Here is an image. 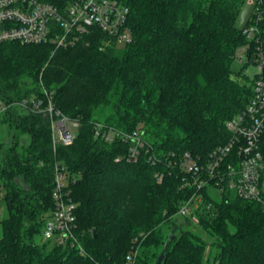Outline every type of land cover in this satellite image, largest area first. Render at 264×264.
Returning <instances> with one entry per match:
<instances>
[{
  "label": "trees",
  "instance_id": "16d2710c",
  "mask_svg": "<svg viewBox=\"0 0 264 264\" xmlns=\"http://www.w3.org/2000/svg\"><path fill=\"white\" fill-rule=\"evenodd\" d=\"M119 1L130 8L132 41L126 44L98 29L68 48L0 44V102L8 106L0 113V132L6 125L14 139L8 147L0 138V199L7 210L0 264H127L134 252L135 264H157L162 253L161 264H264L258 203L231 191L220 200L207 193L212 207L201 210L200 223L215 240L205 262L206 241L176 217L193 189L182 186L165 159L149 160L172 151L205 158L230 139L227 122L253 95L248 64L236 59L249 42L238 24L244 1ZM50 97L79 121L72 144L55 147L49 112L19 105L41 99L46 109ZM97 122L139 130L153 149L130 161L128 144L95 136ZM259 149L264 161V132ZM58 162L69 171L85 254L43 238L55 209Z\"/></svg>",
  "mask_w": 264,
  "mask_h": 264
},
{
  "label": "built area",
  "instance_id": "2783aa9c",
  "mask_svg": "<svg viewBox=\"0 0 264 264\" xmlns=\"http://www.w3.org/2000/svg\"><path fill=\"white\" fill-rule=\"evenodd\" d=\"M245 11L241 28L249 42L237 53V61L247 63L253 95L244 110L227 122L230 139L214 147L205 158L191 151H172L165 156L152 154L153 164L164 160L167 166L182 176L183 187H191L177 217L199 224L201 210L212 207L207 193L234 192L244 200L258 203L264 212V161L259 149L264 132V0H243ZM130 8L119 0H0V44L17 41L24 44L50 43L55 48L74 47L95 30L117 38L118 43L132 41L127 25ZM242 51V53H239ZM41 99H24L19 105L32 112H49L52 120V140L58 144H72L79 121L57 109L50 97L46 109ZM8 106L0 102V113ZM95 136L107 142L120 140L129 145L127 158L138 161L142 152L153 149L139 130L124 131L95 123ZM121 156L118 157V160ZM162 182L163 172H156ZM69 171L58 162L55 168L53 198L55 209L43 231L45 240L85 249L76 234V202L69 188ZM137 252L128 255L127 264H135Z\"/></svg>",
  "mask_w": 264,
  "mask_h": 264
},
{
  "label": "rangeland",
  "instance_id": "374dc122",
  "mask_svg": "<svg viewBox=\"0 0 264 264\" xmlns=\"http://www.w3.org/2000/svg\"><path fill=\"white\" fill-rule=\"evenodd\" d=\"M244 11H245V9L243 8L242 11H241L239 20H238V24L239 25H241V21L240 20H241V17H242V14H243ZM119 45H123V44L119 43ZM239 53H242V51H240ZM234 67L238 69L240 66H239V64L237 62H235ZM246 72L248 73L247 70H246ZM249 73H253V69H251V71ZM7 130L8 129H7L6 125H4V126L2 125L1 126L0 138H1V135H2V139L5 141V145L10 147L12 145L13 141H14V139L12 137V133L13 132H7ZM28 139H29L28 135L25 134V135L22 136V141H23L24 144L27 143ZM0 190H1V186H0ZM211 190L214 193L213 189H211ZM1 194H2V192L0 191V195ZM216 195L218 197V200H220L221 197H220L219 192L216 193ZM6 215H7V210H6L5 202L0 199V236L2 234L1 220L4 219L6 217ZM178 222L179 223L183 222L181 225L184 226V229L193 230L194 232H196V234L201 236L206 241L207 247H206V251H205V262H207L208 258H209L210 251L212 250V243L215 240V237L211 236V234H210L211 228L210 227L209 228L204 227V226H202L201 223L196 224V223H193V222H190V221H185L181 217H178Z\"/></svg>",
  "mask_w": 264,
  "mask_h": 264
},
{
  "label": "water",
  "instance_id": "95a60500",
  "mask_svg": "<svg viewBox=\"0 0 264 264\" xmlns=\"http://www.w3.org/2000/svg\"><path fill=\"white\" fill-rule=\"evenodd\" d=\"M172 236H173V233H170L168 240H170L172 238ZM163 259H164V254L162 253L161 256L158 259L157 264H161Z\"/></svg>",
  "mask_w": 264,
  "mask_h": 264
}]
</instances>
